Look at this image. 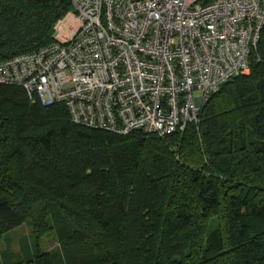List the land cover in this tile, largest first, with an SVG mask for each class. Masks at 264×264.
<instances>
[{
	"label": "trees",
	"instance_id": "16d2710c",
	"mask_svg": "<svg viewBox=\"0 0 264 264\" xmlns=\"http://www.w3.org/2000/svg\"><path fill=\"white\" fill-rule=\"evenodd\" d=\"M70 10L0 0V62L51 44ZM23 224L31 247L5 264H264V25L249 73L164 137L75 125L0 85V239Z\"/></svg>",
	"mask_w": 264,
	"mask_h": 264
},
{
	"label": "built area",
	"instance_id": "2783aa9c",
	"mask_svg": "<svg viewBox=\"0 0 264 264\" xmlns=\"http://www.w3.org/2000/svg\"><path fill=\"white\" fill-rule=\"evenodd\" d=\"M70 2L51 44L0 62V85L116 135L197 126L208 97L249 73L264 25V0Z\"/></svg>",
	"mask_w": 264,
	"mask_h": 264
},
{
	"label": "rangeland",
	"instance_id": "374dc122",
	"mask_svg": "<svg viewBox=\"0 0 264 264\" xmlns=\"http://www.w3.org/2000/svg\"><path fill=\"white\" fill-rule=\"evenodd\" d=\"M31 236V228L26 224L6 233L0 239V264H5V259L9 258L6 253L12 255L11 263H17L15 258L20 256L26 247H31ZM40 248L46 252H59L58 243L51 234L41 239Z\"/></svg>",
	"mask_w": 264,
	"mask_h": 264
}]
</instances>
